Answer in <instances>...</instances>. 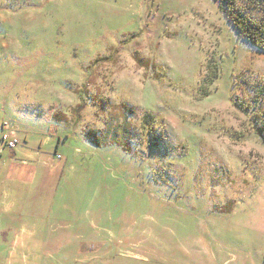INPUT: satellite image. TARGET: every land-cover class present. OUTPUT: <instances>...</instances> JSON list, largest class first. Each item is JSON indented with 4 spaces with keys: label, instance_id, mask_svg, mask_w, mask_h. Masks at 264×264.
I'll return each instance as SVG.
<instances>
[{
    "label": "rangeland",
    "instance_id": "374dc122",
    "mask_svg": "<svg viewBox=\"0 0 264 264\" xmlns=\"http://www.w3.org/2000/svg\"><path fill=\"white\" fill-rule=\"evenodd\" d=\"M3 133L0 264H264V52L218 0H0Z\"/></svg>",
    "mask_w": 264,
    "mask_h": 264
},
{
    "label": "trees",
    "instance_id": "16d2710c",
    "mask_svg": "<svg viewBox=\"0 0 264 264\" xmlns=\"http://www.w3.org/2000/svg\"><path fill=\"white\" fill-rule=\"evenodd\" d=\"M238 33L264 52V0H218Z\"/></svg>",
    "mask_w": 264,
    "mask_h": 264
},
{
    "label": "crops",
    "instance_id": "0c3cea01",
    "mask_svg": "<svg viewBox=\"0 0 264 264\" xmlns=\"http://www.w3.org/2000/svg\"><path fill=\"white\" fill-rule=\"evenodd\" d=\"M0 137H1V134H0ZM18 161H22V160H18ZM12 170H13L12 173H16L17 174V179H19V180H21L22 178L23 179L24 178L28 179V178L32 177L34 175V173L36 172V168L31 166V165L26 164V162H23L21 164L12 163ZM254 264H263V261L260 260V262H258V263L254 262Z\"/></svg>",
    "mask_w": 264,
    "mask_h": 264
},
{
    "label": "built area",
    "instance_id": "2783aa9c",
    "mask_svg": "<svg viewBox=\"0 0 264 264\" xmlns=\"http://www.w3.org/2000/svg\"><path fill=\"white\" fill-rule=\"evenodd\" d=\"M1 143L6 149H11L14 148L17 144V139L16 138H11L8 134L3 133L1 134Z\"/></svg>",
    "mask_w": 264,
    "mask_h": 264
}]
</instances>
